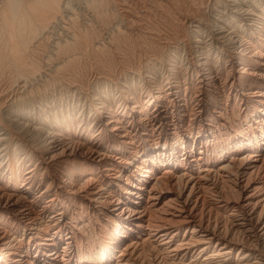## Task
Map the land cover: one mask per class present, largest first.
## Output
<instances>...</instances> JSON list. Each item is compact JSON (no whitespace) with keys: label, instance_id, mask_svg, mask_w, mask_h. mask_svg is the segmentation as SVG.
Returning <instances> with one entry per match:
<instances>
[{"label":"bare ground","instance_id":"6f19581e","mask_svg":"<svg viewBox=\"0 0 264 264\" xmlns=\"http://www.w3.org/2000/svg\"><path fill=\"white\" fill-rule=\"evenodd\" d=\"M36 2L0 6V264H264V0Z\"/></svg>","mask_w":264,"mask_h":264},{"label":"rangeland","instance_id":"374dc122","mask_svg":"<svg viewBox=\"0 0 264 264\" xmlns=\"http://www.w3.org/2000/svg\"><path fill=\"white\" fill-rule=\"evenodd\" d=\"M6 1H8V0H0V6H2ZM34 1H35V2H34ZM34 1H33V0H31V1H30V0H29V1H28V0H26V1L24 0V3H23V4H24V6H25L26 8H29V7H30V8H35V6H36V8H37V6H38V4H37V2H36L37 0H34ZM31 2H32L33 4H32ZM35 3H36V4H35ZM30 5H32V6H30ZM27 6H28V7H27ZM1 16H3V15H1ZM1 16H0V22H1V18L3 19V17H1Z\"/></svg>","mask_w":264,"mask_h":264}]
</instances>
